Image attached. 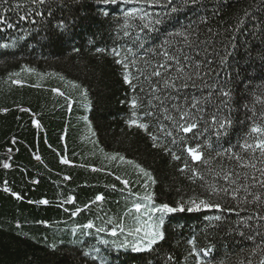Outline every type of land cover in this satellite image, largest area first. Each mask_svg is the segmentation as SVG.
Here are the masks:
<instances>
[{
  "label": "trees",
  "instance_id": "trees-1",
  "mask_svg": "<svg viewBox=\"0 0 264 264\" xmlns=\"http://www.w3.org/2000/svg\"><path fill=\"white\" fill-rule=\"evenodd\" d=\"M164 4L166 0L151 7L121 0H0V264L264 261V220L259 219L264 216V188L252 179L260 173L230 158L239 153L248 162L249 153L238 145L249 133L253 113L259 117L264 112V0H174L160 6ZM141 7L144 12L124 28L125 11ZM157 18L162 23L151 25L152 31L143 28ZM177 32L187 35L188 43ZM164 50L181 57L184 72L195 76L199 71L195 86L189 81L186 88L162 89L164 78L177 75L172 63L166 71L158 68L164 62L158 53ZM185 53L190 61L183 59ZM154 69L163 77L151 76ZM125 73L131 84L125 83ZM220 87L231 90L227 107ZM154 95L165 100L163 106ZM134 98L141 105L135 115ZM194 101H199L195 108ZM177 104L195 115L198 141L192 133H178L164 118L165 107L178 116ZM214 117H229L232 124L226 132L218 130ZM131 120L147 124V130ZM179 137H185V144L172 143ZM205 141L211 164L192 162L184 146ZM185 162L197 170L195 177ZM250 163L264 167L258 159ZM225 170L232 179L240 174L237 184L222 179ZM145 183L156 206L205 199L219 203L222 211L189 212L185 205L182 212L164 214L160 231L165 238L151 249L133 252L136 237L127 235V227L124 233L117 228L115 237L108 233L118 221L133 223V204L147 203L138 199ZM237 185L241 190L235 199L221 191ZM210 186L219 194L209 197ZM97 196L103 199L97 201ZM159 215L145 214L141 222ZM87 223L94 227L85 229ZM98 227L105 231L96 232ZM121 243L129 247H117Z\"/></svg>",
  "mask_w": 264,
  "mask_h": 264
},
{
  "label": "snow or ice",
  "instance_id": "snow-or-ice-1",
  "mask_svg": "<svg viewBox=\"0 0 264 264\" xmlns=\"http://www.w3.org/2000/svg\"><path fill=\"white\" fill-rule=\"evenodd\" d=\"M6 2V0H4ZM103 3H116L117 0H102ZM124 4H137V5H145L148 7H151L153 5H159L160 0H121ZM193 3L196 2V0H192ZM33 4H45L46 0H32ZM174 3V0H166V4L160 5L162 7H167L168 5H172ZM172 11H176V8H172ZM137 12H144V8H138L135 11H125L124 15L127 18L125 24L123 25L124 28H128L130 25L128 23V20L131 18H134L137 14ZM147 17V13L145 12L143 16L140 17L141 20H144ZM21 19H24V17H21ZM202 22H204L202 20ZM162 23V21L157 18L155 20H149V23H146L143 25V28L148 29V31H152L151 25L153 24H159ZM128 33L125 32V35ZM177 36H183L185 43H188V36L185 35L182 32L175 33ZM142 46V45H141ZM189 47H191V44H188ZM99 51V50H98ZM114 54L116 56H119L120 53L114 51ZM164 62L158 63V68L161 70H167L169 63H172L175 65V73L176 76H168L163 79L162 83V89H172V90H178V88H186L189 86V81L192 82V86H195V80L201 79V76L199 74V71H196L195 76L191 73H187L183 71V68L180 66V60L181 57L179 55L170 54L167 50H164L163 52L158 53ZM183 59L186 61H190V57L185 53L183 55ZM117 64H122L123 62L120 59H117L115 61ZM123 67L127 68V64H123ZM196 69H199V65H195ZM161 70L154 69L151 73V76L155 77H163V72ZM24 71H30L29 69H24ZM18 75V74H14ZM63 79V77H61ZM145 79H150L148 75L145 76ZM182 81L179 85L176 83V81ZM124 81L125 83L131 84V81L129 80V76L127 73L124 75ZM13 83H19V81H13ZM73 87L76 88L78 85L73 84ZM53 91L57 92L60 95H63V93H59L57 89H53ZM153 94H155L156 89L153 88ZM82 95H86L81 92ZM219 95L224 97V99L221 101L222 104H224L226 107L229 106L230 103V97H231V90L220 87L219 89ZM154 98L160 101V105H164L165 100L157 97L154 95ZM65 99H68L65 97ZM166 99H171V97H167ZM151 103V101H149ZM199 104V101H194L192 104V107H197ZM141 105L138 103V99L134 98L131 101V108L134 110L133 115H135V110L139 108ZM175 110L178 113V116H173L169 110L165 107L164 111L168 113L165 115V119L172 122L177 130L178 133H192L191 139L198 141V135L196 131L198 129L197 119L195 115L188 110H186L182 105H174ZM148 115H152L151 112L147 113ZM213 122L216 124L218 130H223L224 132L227 131L228 127L232 124V120L229 117H224L223 119H219L214 117ZM131 125H135L137 128L145 129L147 130L148 125L144 123H139L136 120L130 121ZM38 126V125H37ZM167 136H173L172 132H166ZM153 141L157 140L156 136H152ZM250 140L254 142H249ZM180 142L181 144H185V137H179L177 139H173L172 143ZM154 147L156 144L153 145ZM238 147L242 150V152L249 153L248 155V162H245V157L242 154L239 153H231V150H226L230 152V158H234L237 160V164L240 167H252L256 169L260 173V178H257L255 176L252 177L254 181L259 183L261 188H264V167L257 168L255 163H250L253 159H258L260 163L264 164V112H262L259 117L256 116L255 112L253 113L252 117V124L249 126V133L246 137L243 138V143L239 144ZM210 148V145L208 142H204L203 144L197 142L195 146L191 145H185L183 150L187 153V155L191 158L192 162H200L204 165H210L211 159L208 158L205 155L204 149ZM259 151V156H254L253 154ZM217 156H223L224 153L216 152ZM36 159H39V157H36ZM109 159H115V157H109ZM122 159V158H121ZM173 159H180L179 156H176L173 154ZM62 163H67L66 160H62ZM131 163V161H129ZM5 168H7L9 165L4 164ZM135 167V165H134ZM185 168H188L191 172L192 176L195 177L197 175V170L190 168L187 162H185ZM185 168H181L180 171L183 172ZM141 174L147 178V181H150L152 183H155V181L152 180L151 174L144 169H139ZM216 175H220L219 172L216 173ZM240 174L235 173L236 179H232L230 177V174L227 170L224 171V174L222 176V179L227 181L230 185L237 184V180L239 179ZM202 178V177H201ZM65 179H68V177H65ZM247 179V177H246ZM125 188L128 187L129 181H121ZM248 185L244 184L243 189L245 192L248 191ZM145 188V194L143 196H138L139 200L146 201V204L142 203H134L133 204V211L137 215H132V212L129 213V216L132 217L133 223L129 225H125L123 222H116L115 227L112 228V230L108 233L110 236L115 237L117 235V228L121 233H124L127 227V235L136 237V241L131 244V250L133 252H141L148 249H151L154 244H156L158 241L163 240L164 233L160 231V225L164 223L163 221V215L168 213H174V212H182L185 210V205H187V211H200L201 209L204 210H211L215 209L216 211H222L221 205L219 203H213V202H207L205 199H190L188 201H185L184 203H178L177 206L172 207L168 204H160L159 206H156L153 204V194L149 191H147L148 185L147 183L144 184ZM211 190L208 191L207 195L209 197L213 195H218L216 188L214 186H210ZM241 190V187L237 185L233 189H229L228 187H223L221 191H223L225 194L232 195V198L235 199V193L239 192ZM131 194V193H130ZM19 199V197H17ZM103 197L97 196L96 200H102ZM254 199L256 201L260 200L259 196H255ZM71 201V197H69V202ZM41 204L48 203L47 201H40ZM145 214H150L151 216H156V214H160L156 217V220L149 221L144 220L143 223L141 222L142 217ZM253 217H249L248 219H252ZM212 219L219 220L220 217H213ZM259 219L264 220V216H260ZM246 222V221H245ZM108 223H113L111 219H109ZM85 229H92L94 225L92 223H87L83 225ZM105 231L104 228L98 227L96 228V232L103 233ZM117 247H129L126 243H121L120 245H117ZM212 249L209 248L204 252V255L207 256L211 253ZM194 254V253H193ZM173 259L172 257H169V260ZM197 264H200V261H197ZM261 264H264V261H261Z\"/></svg>",
  "mask_w": 264,
  "mask_h": 264
}]
</instances>
